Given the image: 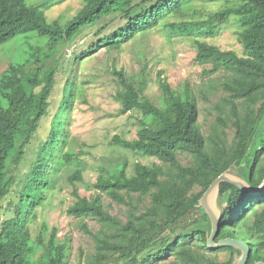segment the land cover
I'll use <instances>...</instances> for the list:
<instances>
[{"label": "trees", "instance_id": "1", "mask_svg": "<svg viewBox=\"0 0 264 264\" xmlns=\"http://www.w3.org/2000/svg\"><path fill=\"white\" fill-rule=\"evenodd\" d=\"M82 1V8L62 26L56 20L49 23L38 6H28L25 0H0V46L27 33L48 39L45 46H31L25 60L9 63L0 73V209L15 179L12 170L21 163L26 145L50 106L59 46L74 40L85 28L116 15L120 26L100 36L102 27L95 41L76 54L78 58L102 48L118 51L123 44L155 28L167 29L173 36L192 37L195 63L209 66L204 72L207 76L220 74L218 86L225 94L221 101L228 113L219 108L221 114L205 136L198 123L195 98L187 86L175 90L166 80L160 81L159 107L142 98L122 71L112 72L121 86L116 94L121 114L135 111L143 117L134 140L115 136L112 142L161 164L137 163L130 176L124 165L118 166L116 172L97 178L96 193L90 198L80 197L74 188L76 200L66 214L80 221L93 220L100 226L93 234L85 223L80 225L81 231L92 237L95 248L83 262L160 264L173 257L175 264H238L242 249L207 248L209 219L199 201L221 174L239 177L251 189L264 180V0H235L234 5L198 21L183 20L196 0ZM173 17L181 21H171ZM231 17L241 28L238 41L243 56L199 40L213 37L217 26ZM74 92L73 81H66L61 112L72 107ZM65 126L55 119L17 201L9 204L11 214L0 222V264H68V244L57 241L55 232L43 242L40 236L33 240L27 229L32 210L52 182L49 170L62 159H72L70 153L61 156L66 143L62 137L66 139L68 134ZM227 129L234 132L230 141ZM181 153L191 158L189 165L179 162ZM74 179H80L79 171L69 178L71 182ZM217 192L223 214L214 242L241 240L250 249L246 264L264 263V188L257 194H247L221 183ZM104 195L127 207L125 221L109 213ZM193 213L200 215L195 225L174 235V227ZM223 251L229 253L224 262L207 256Z\"/></svg>", "mask_w": 264, "mask_h": 264}, {"label": "rangeland", "instance_id": "2", "mask_svg": "<svg viewBox=\"0 0 264 264\" xmlns=\"http://www.w3.org/2000/svg\"><path fill=\"white\" fill-rule=\"evenodd\" d=\"M25 3L28 6H38L49 23L56 20L62 26L83 5L82 0H25ZM235 3V0H196L192 6L193 10L189 11L183 20H202ZM168 21L170 22V18ZM171 21L178 22L181 19L173 17ZM120 24L116 15L110 16L95 26L85 28L74 40L59 46L55 56L58 67L50 106L26 145L21 163L12 170L15 179L9 194L1 204L0 222L11 214L9 204L13 205L17 201L26 175L40 146L48 138L55 119L66 125L68 134L66 139L62 137L66 143L61 156L70 153L72 159L70 162L62 159L61 164L49 170L52 182L45 188L43 200L32 210L27 229L33 240L36 241L40 236L43 242H47L51 233L55 232L57 241L68 244V264H78L79 261L85 264L84 257L92 255L95 251L93 239L81 231V223H85L93 234L100 229L99 224L93 220L80 221L66 214L67 208L76 200L73 195L74 188L78 190L80 197L90 198L96 193L94 184L97 178L109 176V173L116 172L118 166L124 165L126 174L130 176L137 163L147 166L161 164L155 158L135 154L112 142L115 136L128 141L134 140L143 119L140 112L121 114L116 96L121 86L112 74L114 70L122 71L127 80L134 83L142 98L159 107L162 106L160 81L166 80L175 90L187 86L195 98L198 123L205 136L210 134V128L221 114L219 108L228 113V108L221 101L225 94L218 86L220 74L207 76L204 72L209 66L195 63L196 47L192 37L173 36L167 29L155 28L123 44L118 51L102 48L84 59L77 57L78 52L95 41L96 33L102 27L104 29L100 36L116 30ZM240 31L237 19L231 17L226 24L217 26L213 37L199 40L243 56L238 41ZM47 42L45 37L27 33L0 46V73L9 63L25 60L31 46H45ZM68 80L73 81L75 85L73 104L66 112H61L59 104ZM226 133L230 141L234 132L227 129ZM178 160L182 165H189L191 162V158L183 153L178 155ZM75 171L80 172V179L71 182L69 178ZM103 201L111 215L126 220V206L115 204L105 195ZM145 205H148V200ZM215 207L218 215L220 208L216 200ZM199 218V213L185 217L174 227V235L192 228ZM207 256L224 262L228 260L229 253H208ZM160 264H175V259L170 257Z\"/></svg>", "mask_w": 264, "mask_h": 264}, {"label": "water", "instance_id": "3", "mask_svg": "<svg viewBox=\"0 0 264 264\" xmlns=\"http://www.w3.org/2000/svg\"><path fill=\"white\" fill-rule=\"evenodd\" d=\"M221 183L231 184L238 190L245 192L247 194H257L260 190L264 188V180L258 188L251 189L243 180L228 174H221L219 177H217L215 180L212 181L208 189L203 194L201 200L199 201V206L205 210L209 219L207 248L210 250H215L226 246L238 247L243 251L238 264H246L250 253L249 246L246 243L238 239H230V238L223 239L218 243L214 242L219 231V222L223 214L219 195L217 194L218 186ZM212 194L214 195V199L216 200L217 205L220 208V213L218 215L215 211L211 210L209 205L206 203L208 202ZM258 264H264V263H258Z\"/></svg>", "mask_w": 264, "mask_h": 264}, {"label": "bare ground", "instance_id": "4", "mask_svg": "<svg viewBox=\"0 0 264 264\" xmlns=\"http://www.w3.org/2000/svg\"><path fill=\"white\" fill-rule=\"evenodd\" d=\"M215 194H216V192H215ZM206 203L209 205L211 210L216 212L215 200H214V195L213 194L210 196L208 202H206Z\"/></svg>", "mask_w": 264, "mask_h": 264}]
</instances>
